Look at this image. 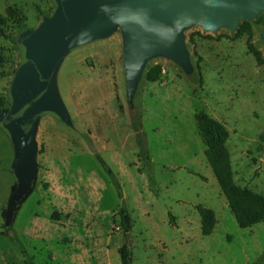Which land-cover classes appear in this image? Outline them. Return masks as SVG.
I'll use <instances>...</instances> for the list:
<instances>
[{
    "label": "rangeland",
    "instance_id": "rangeland-1",
    "mask_svg": "<svg viewBox=\"0 0 264 264\" xmlns=\"http://www.w3.org/2000/svg\"><path fill=\"white\" fill-rule=\"evenodd\" d=\"M53 8L52 0H0L4 105L20 58L17 36ZM243 21L235 30L184 28L193 72L152 57L133 109L126 101L119 31L68 52L56 83L72 124L40 117L37 180L13 223L0 226V264H122L118 249L125 243L131 264H264V220L238 225L198 125L204 115L226 129L233 183L263 195L264 63L248 51L246 33L235 35ZM248 22L264 57V13ZM154 64L162 70L151 82L145 74ZM89 141L114 172L120 192ZM11 160L10 141L0 129V209L13 182ZM122 204L131 218L127 236L117 213Z\"/></svg>",
    "mask_w": 264,
    "mask_h": 264
},
{
    "label": "water",
    "instance_id": "water-1",
    "mask_svg": "<svg viewBox=\"0 0 264 264\" xmlns=\"http://www.w3.org/2000/svg\"><path fill=\"white\" fill-rule=\"evenodd\" d=\"M49 15L16 38L19 61L12 70L7 102L0 106V129L12 148L13 182L0 209V226L12 224L37 180L39 119L49 114L72 124L56 74L68 52L116 31L126 101L133 98L149 59L172 60L185 74L193 72L183 29L194 24L206 30H235L241 20L264 13V0H52ZM264 43V30L261 34ZM1 229V228H0Z\"/></svg>",
    "mask_w": 264,
    "mask_h": 264
},
{
    "label": "trees",
    "instance_id": "trees-1",
    "mask_svg": "<svg viewBox=\"0 0 264 264\" xmlns=\"http://www.w3.org/2000/svg\"><path fill=\"white\" fill-rule=\"evenodd\" d=\"M9 12L12 13V10L10 9ZM243 33L247 34L246 46L248 51L255 57L258 64L264 63V57L262 56L261 51L252 43V27L251 24L246 20L241 22L238 29L236 30L235 35L238 36ZM161 70L162 68L159 64H154L147 70L145 78L148 81L154 82L159 78ZM3 105L4 99L0 98V106ZM198 125L199 130L207 144L205 151L207 161L210 164L212 172L235 215L238 225L242 228H245L263 221L264 194L260 195L253 193L246 188H240L232 181L229 155L225 147V142L228 138L226 129L218 122L210 120L204 115L198 116ZM135 130L136 139L141 149V153H146V144L143 134L137 126H135ZM259 140L260 146L264 145V130L260 132ZM89 144L95 158L98 160L107 176L120 192V185L114 172L109 167L104 158L100 155V153L94 149L90 141ZM117 213L120 218V227L127 236V232L131 228V218L129 211L127 207L122 204L119 206ZM203 232L205 234L210 232V227L207 226L206 223L203 224ZM118 254L122 264H131L130 249L126 243L119 247Z\"/></svg>",
    "mask_w": 264,
    "mask_h": 264
}]
</instances>
